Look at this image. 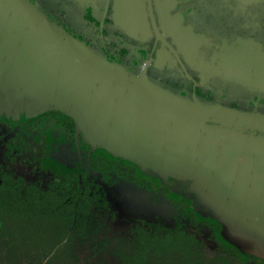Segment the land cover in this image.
I'll list each match as a JSON object with an SVG mask.
<instances>
[{
  "label": "water",
  "instance_id": "obj_1",
  "mask_svg": "<svg viewBox=\"0 0 264 264\" xmlns=\"http://www.w3.org/2000/svg\"><path fill=\"white\" fill-rule=\"evenodd\" d=\"M240 56L230 62L227 53L212 70L264 89V58ZM51 110L70 117L92 147L162 180L185 182L201 218L264 247V135L242 131L264 134V118L176 96L86 49L27 0H0V117Z\"/></svg>",
  "mask_w": 264,
  "mask_h": 264
},
{
  "label": "flooded vegetation",
  "instance_id": "obj_2",
  "mask_svg": "<svg viewBox=\"0 0 264 264\" xmlns=\"http://www.w3.org/2000/svg\"><path fill=\"white\" fill-rule=\"evenodd\" d=\"M27 1L86 49L135 76L144 74L154 85L188 101L194 96L203 107L264 118V89L244 86L235 79L227 81L212 70L227 53L230 62L236 55L251 52L257 59L264 58V1L246 5L236 0ZM248 69H253L252 64ZM242 131L246 135H264L255 128ZM53 158L66 162L69 170L44 165ZM0 169V173L9 170L41 183L50 175L75 176V204L79 189L85 188L92 195V189L97 188L113 215L108 222L116 230L106 231L111 237L115 232L123 233L125 226L132 223L114 210L107 190L129 183L139 186L129 184L150 194L155 203H168L173 212L160 218L171 226L181 193L188 189L187 184L173 183L170 178L162 180L135 164L92 151L76 132L74 121L55 110L34 119L12 121L0 117ZM129 174L134 176L132 182L124 178ZM184 202L188 207L191 201L185 198ZM180 218L187 221L186 216ZM194 221L200 220L194 217ZM203 231L209 249L218 245L226 251L216 239L217 228Z\"/></svg>",
  "mask_w": 264,
  "mask_h": 264
},
{
  "label": "trees",
  "instance_id": "obj_3",
  "mask_svg": "<svg viewBox=\"0 0 264 264\" xmlns=\"http://www.w3.org/2000/svg\"><path fill=\"white\" fill-rule=\"evenodd\" d=\"M70 176L50 175L41 183L9 170L0 173V264H239L234 253L217 244L209 249L203 230L215 227L219 232L221 226L207 217L195 222V214L186 209L185 190L171 226L159 216L130 217L132 224L111 237L106 231L115 226L108 222L113 215L104 196L97 188L92 195L81 188L75 204V176ZM125 177L132 182L134 176ZM246 264L264 260L248 256Z\"/></svg>",
  "mask_w": 264,
  "mask_h": 264
},
{
  "label": "rangeland",
  "instance_id": "obj_4",
  "mask_svg": "<svg viewBox=\"0 0 264 264\" xmlns=\"http://www.w3.org/2000/svg\"><path fill=\"white\" fill-rule=\"evenodd\" d=\"M87 144L92 151L101 155L113 157L99 148L92 147L88 141ZM44 165L59 171L69 170L68 164L66 162L62 163L57 158L49 159ZM138 172L140 171L138 170ZM140 174L141 173H139V175ZM107 196L109 200L112 201L114 210L117 211L119 215L126 218L136 217L140 219L145 216H159L162 218L173 212L167 202L155 203L152 201L150 194L144 193L129 184H124L123 186L118 185L114 189L107 190ZM168 197L171 200H176V197L170 195ZM188 202L190 201L188 200ZM190 203L188 207L186 206V209L191 210V212L195 214V218L200 220L202 215H199L194 206L190 205ZM213 213L217 215L216 211H213ZM218 214L224 217L227 216V214L223 213L221 210L218 211ZM238 232L239 231L232 226L225 224L224 228L221 227V230L216 234V239L223 249L234 253L239 264H246L248 256L250 255L261 257L264 260V247H262L260 243L253 241V239H243Z\"/></svg>",
  "mask_w": 264,
  "mask_h": 264
}]
</instances>
